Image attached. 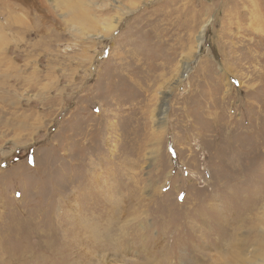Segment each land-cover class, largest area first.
I'll use <instances>...</instances> for the list:
<instances>
[{
    "label": "rangeland",
    "instance_id": "obj_1",
    "mask_svg": "<svg viewBox=\"0 0 264 264\" xmlns=\"http://www.w3.org/2000/svg\"><path fill=\"white\" fill-rule=\"evenodd\" d=\"M253 2L0 0V264H264Z\"/></svg>",
    "mask_w": 264,
    "mask_h": 264
},
{
    "label": "bare ground",
    "instance_id": "obj_2",
    "mask_svg": "<svg viewBox=\"0 0 264 264\" xmlns=\"http://www.w3.org/2000/svg\"><path fill=\"white\" fill-rule=\"evenodd\" d=\"M254 3V4H253ZM251 5H252V7H255V13H254V17H255V19H254V21H255V23H254V25H257V28L258 29H260V30H262L263 32H264V21L261 19V17L263 16H261L260 15V13H262L261 11H259V9H257L258 8V6H257V3H255V2H253ZM201 44H202V41H201ZM201 44L199 45V47H198V49L201 47ZM241 218H243L242 220H241V222H243V224L245 223V218H246V216H245V214H243V215H241ZM248 218V217H247ZM246 226V225H245ZM241 228H242V226H241ZM235 236L236 237H239L240 235H239V233L237 232L236 234H235ZM221 238V237H220ZM224 238V237H223ZM236 240H238V239H236ZM238 243V242H237ZM236 243V244H237ZM245 244V243H244Z\"/></svg>",
    "mask_w": 264,
    "mask_h": 264
}]
</instances>
